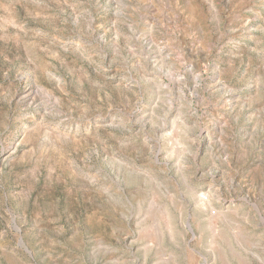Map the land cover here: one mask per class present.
<instances>
[{"label":"rangeland","instance_id":"1","mask_svg":"<svg viewBox=\"0 0 264 264\" xmlns=\"http://www.w3.org/2000/svg\"><path fill=\"white\" fill-rule=\"evenodd\" d=\"M0 264H264V0H0Z\"/></svg>","mask_w":264,"mask_h":264}]
</instances>
